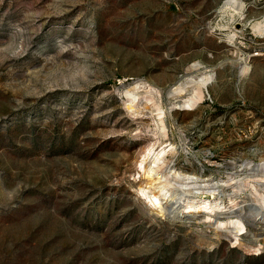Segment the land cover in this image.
Instances as JSON below:
<instances>
[{"label":"rangeland","instance_id":"obj_1","mask_svg":"<svg viewBox=\"0 0 264 264\" xmlns=\"http://www.w3.org/2000/svg\"><path fill=\"white\" fill-rule=\"evenodd\" d=\"M225 2L0 0V264H264V222L235 242L231 216L162 214L140 189L148 145L225 184L264 160V0ZM202 72L180 108L167 89ZM239 177L223 206H260L262 175Z\"/></svg>","mask_w":264,"mask_h":264},{"label":"bare ground","instance_id":"obj_2","mask_svg":"<svg viewBox=\"0 0 264 264\" xmlns=\"http://www.w3.org/2000/svg\"><path fill=\"white\" fill-rule=\"evenodd\" d=\"M239 3L241 5V0H226L225 2V4H230L238 11ZM240 15L242 17L243 13ZM251 22L254 28L260 29L263 26V21ZM195 70H197V65H192L188 68V73ZM214 77L215 74L213 72H202L195 77L181 78V80L167 89L168 95L174 98L182 97L178 105L180 108L193 109L196 107L197 103L204 99ZM141 87L142 85L133 84L128 91L131 100V103L128 105L129 108H133L135 102L139 101L138 93ZM148 90L150 92H155L156 88L149 86ZM158 146L156 148H154V144L146 146L141 152L142 158L137 162V165L139 164V167L142 168L141 175L146 183L145 186L140 188L141 192L147 197L150 203L158 209V212L162 214L168 212L174 217H184L191 212L206 211L207 214H211L208 218L218 214H227V216H231L227 221L218 220L219 224H217V227L221 228L219 236L220 234H226L227 236L234 234V238L236 239L235 242H239V238L237 237L239 234L247 231L246 221H248V218L257 222H264V196L260 206L252 204L250 201L238 203L234 200L232 202L233 205L229 208L223 206V199L226 194L225 186L229 182L228 185L233 186L234 191L239 190L240 187L237 183H240L238 179L242 173H247V176L260 174L262 177L259 179L261 184H264V160L258 163L247 160V162L241 163L239 167L236 163H233L234 166L232 168L235 170L230 172V177L227 176L229 178L227 184H225V182H220L222 179H217L216 181L214 178L205 179L204 174L198 173L196 169L183 167V165L177 166L176 163H171L169 161L166 162L165 159L163 160L167 154L166 147L157 150ZM173 167L175 168L173 169ZM160 172L163 174L160 175ZM237 177L238 179L234 180ZM219 188H222V193L219 194L220 199L215 202H210L208 198L204 196L197 197L200 195V191H202L201 193L203 194L205 190L208 189L212 194H215ZM184 202L188 203L185 206L188 209H183Z\"/></svg>","mask_w":264,"mask_h":264}]
</instances>
